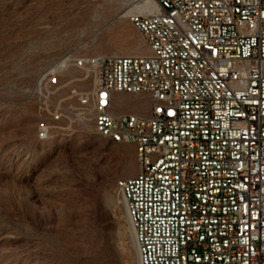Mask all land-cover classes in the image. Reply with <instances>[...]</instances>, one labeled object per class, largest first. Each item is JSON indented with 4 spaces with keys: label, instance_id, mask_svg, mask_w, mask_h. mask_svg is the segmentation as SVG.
Here are the masks:
<instances>
[{
    "label": "built area",
    "instance_id": "obj_1",
    "mask_svg": "<svg viewBox=\"0 0 264 264\" xmlns=\"http://www.w3.org/2000/svg\"><path fill=\"white\" fill-rule=\"evenodd\" d=\"M151 1L128 15L146 54L68 53L27 94L58 120V74L91 76L78 115L135 149L116 191L137 264H264V0ZM118 94L147 95L149 114L115 113Z\"/></svg>",
    "mask_w": 264,
    "mask_h": 264
},
{
    "label": "rangeland",
    "instance_id": "obj_2",
    "mask_svg": "<svg viewBox=\"0 0 264 264\" xmlns=\"http://www.w3.org/2000/svg\"><path fill=\"white\" fill-rule=\"evenodd\" d=\"M140 0H0V264H137L116 183L136 174L134 146L80 118L92 87L74 63L58 74L50 120L27 90L66 54L147 53L126 12ZM147 95L115 96L146 116ZM45 121L51 133L38 138Z\"/></svg>",
    "mask_w": 264,
    "mask_h": 264
},
{
    "label": "bare ground",
    "instance_id": "obj_3",
    "mask_svg": "<svg viewBox=\"0 0 264 264\" xmlns=\"http://www.w3.org/2000/svg\"><path fill=\"white\" fill-rule=\"evenodd\" d=\"M154 8V3L151 0H140L138 3H136L132 8H130L125 15H129L132 12H139V13H149L152 9ZM64 70V69H63ZM98 136L103 137V138H107L112 140L113 142L116 143H122L123 142H118L116 141L115 137H108L107 135H105L104 133H96ZM48 134H45V137ZM130 228V232H131V236H133V231L131 226L129 225Z\"/></svg>",
    "mask_w": 264,
    "mask_h": 264
},
{
    "label": "crops",
    "instance_id": "obj_4",
    "mask_svg": "<svg viewBox=\"0 0 264 264\" xmlns=\"http://www.w3.org/2000/svg\"><path fill=\"white\" fill-rule=\"evenodd\" d=\"M118 95H119V94H118ZM115 96H116V95H115ZM149 111H150V108H149V110H148V114H149ZM148 114H147V115H148Z\"/></svg>",
    "mask_w": 264,
    "mask_h": 264
}]
</instances>
